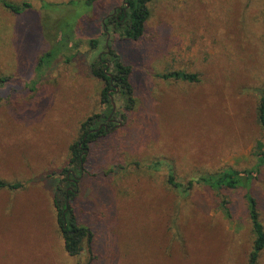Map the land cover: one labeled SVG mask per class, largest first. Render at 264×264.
Masks as SVG:
<instances>
[{"label":"rangeland","instance_id":"rangeland-1","mask_svg":"<svg viewBox=\"0 0 264 264\" xmlns=\"http://www.w3.org/2000/svg\"><path fill=\"white\" fill-rule=\"evenodd\" d=\"M8 1L32 7L14 13L0 2V179L22 184L0 189V264H247L246 188L189 184L225 168L253 170L248 190L264 225L255 149L264 142V0H152L139 40L104 32L122 0ZM54 46L62 53L39 70ZM107 46L132 67L136 105L125 125L90 145L74 206L93 248L71 256L53 200L81 122L105 108L91 63ZM175 70L199 81L160 76ZM114 101L123 108L119 94Z\"/></svg>","mask_w":264,"mask_h":264},{"label":"trees","instance_id":"trees-1","mask_svg":"<svg viewBox=\"0 0 264 264\" xmlns=\"http://www.w3.org/2000/svg\"><path fill=\"white\" fill-rule=\"evenodd\" d=\"M94 0H86L89 6ZM123 8L126 9L117 16L111 15L102 22L104 32L108 34L112 26L125 39L139 40L145 33L146 22L151 15L149 3L152 0H122ZM7 9L14 13H24L31 9L29 1L21 3L8 0H0ZM71 1L70 3H73ZM52 8L57 4H43V7ZM59 37V35H58ZM68 41L67 36L59 37L58 44L64 45ZM93 49L98 48L99 40L90 41ZM106 51L91 63L92 74L104 82L101 92V104L105 107L101 112L86 117L80 124L79 137L70 146V157L68 164L62 169L57 190L54 195V206L57 211V223L64 239V246L71 256L79 255L87 246L91 252L93 248V232L85 224L79 221L74 206V201L79 194L82 176L86 172V162L90 151L91 143L99 138L115 131L120 125H125L129 119V113L136 105L135 91L131 83L132 67L123 62L121 56L112 46H107ZM62 46H54L45 52L39 59L38 69L49 67L53 60L62 53ZM109 73L111 75H109ZM164 79L184 80L188 82L199 81L198 74L183 70H175L160 74ZM119 94L123 99V108L113 109L112 98ZM258 123L264 133V89L262 90L257 106ZM256 154L260 164L264 163V142L258 141ZM160 163V162H158ZM157 163V164H158ZM253 170H237L225 168L215 173L201 174L196 180H190V187L194 183H204L214 190L246 188V203L248 218L251 230L254 235L253 244L247 257V264H259L260 256L264 250V225L261 221V214L256 197L248 190L253 180ZM170 182L176 188L181 184L177 183L173 174H170ZM22 187L19 182L10 183L0 179V189L10 190ZM228 199L221 203L223 211L230 216Z\"/></svg>","mask_w":264,"mask_h":264},{"label":"flooded vegetation","instance_id":"flooded-vegetation-1","mask_svg":"<svg viewBox=\"0 0 264 264\" xmlns=\"http://www.w3.org/2000/svg\"><path fill=\"white\" fill-rule=\"evenodd\" d=\"M118 11V14H121L122 12H124L125 11V9L123 8V7H119V9L117 8V9H115L114 11H113V13L112 14H109L108 16H106L105 18H108V17H110L111 15H113L114 13H116ZM104 18V19H105Z\"/></svg>","mask_w":264,"mask_h":264},{"label":"water","instance_id":"water-1","mask_svg":"<svg viewBox=\"0 0 264 264\" xmlns=\"http://www.w3.org/2000/svg\"><path fill=\"white\" fill-rule=\"evenodd\" d=\"M125 10H126V9H125ZM109 75H111V74L109 73ZM112 104H113V109L116 110V103H115V101H114L113 98H112Z\"/></svg>","mask_w":264,"mask_h":264}]
</instances>
